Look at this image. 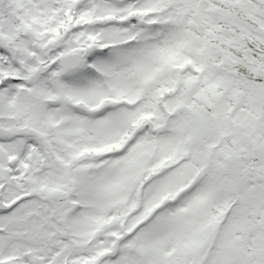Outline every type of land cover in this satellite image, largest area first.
<instances>
[{
    "label": "snow or ice",
    "instance_id": "obj_1",
    "mask_svg": "<svg viewBox=\"0 0 264 264\" xmlns=\"http://www.w3.org/2000/svg\"><path fill=\"white\" fill-rule=\"evenodd\" d=\"M0 264H264V0H0Z\"/></svg>",
    "mask_w": 264,
    "mask_h": 264
}]
</instances>
